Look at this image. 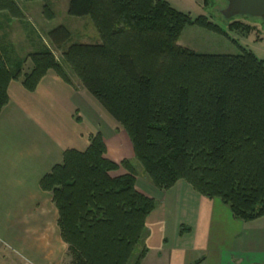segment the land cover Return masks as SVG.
<instances>
[{
    "label": "trees",
    "instance_id": "1",
    "mask_svg": "<svg viewBox=\"0 0 264 264\" xmlns=\"http://www.w3.org/2000/svg\"><path fill=\"white\" fill-rule=\"evenodd\" d=\"M22 1H45L42 15L54 18L52 0ZM1 13L23 19L14 0H0ZM67 15L89 18L101 43L81 37L72 43L60 26L48 33L50 47L38 46L13 69L0 50V113L11 82L33 93L52 71L72 85L52 50L61 52L74 78L127 135L154 188L184 182L199 196L218 199L237 221L264 218V60L244 50L224 56L181 48L185 27L225 33L163 0H69ZM27 60L32 68L23 73ZM136 176L129 161L106 157L96 134L83 153L66 151L40 181L57 210L69 264L129 263L155 208L135 190ZM145 254L142 248L134 264Z\"/></svg>",
    "mask_w": 264,
    "mask_h": 264
},
{
    "label": "crops",
    "instance_id": "2",
    "mask_svg": "<svg viewBox=\"0 0 264 264\" xmlns=\"http://www.w3.org/2000/svg\"><path fill=\"white\" fill-rule=\"evenodd\" d=\"M15 3L22 14L30 15L23 10L29 7L45 19V2L37 8ZM6 17L0 14L4 25L13 20ZM70 80L72 85L49 71L33 93L20 82L7 87L9 101L0 113V264L70 263L52 196L40 189L66 151L83 153L89 138L100 134L106 157L126 160L109 155L121 127L76 79ZM143 178L147 184L136 180L135 190L155 208L145 220L146 254L140 264H264V218L237 221L218 199L203 198L186 184L160 191Z\"/></svg>",
    "mask_w": 264,
    "mask_h": 264
},
{
    "label": "rangeland",
    "instance_id": "3",
    "mask_svg": "<svg viewBox=\"0 0 264 264\" xmlns=\"http://www.w3.org/2000/svg\"><path fill=\"white\" fill-rule=\"evenodd\" d=\"M21 5L35 6L43 4L45 1L24 2L16 0ZM14 0V2H16ZM57 4L51 6L54 14L52 20H40V15L29 7H25L30 15H23L24 21L10 20L5 25L0 19V50L5 57L8 66L13 69L21 60H25L27 55L33 53L38 46L49 43L48 33L57 27L64 26L72 36V43H77L79 38L83 39V43L100 44V38L89 18H73L69 17L66 12L68 0H57ZM175 10L189 15L192 19L205 17L212 24L221 29L225 35L208 32L196 26L185 27L178 41V46L186 48L197 54L205 55H224L238 56L241 50L250 52L258 60H264V20L256 17L235 16L226 19L223 13H226L228 2L226 0H208L204 5V0H165ZM6 14V13H3ZM6 19L9 18L6 14ZM44 22V24L42 23ZM236 25V28H231ZM3 35L9 36L11 42L5 43ZM27 37V38H26ZM74 37V38H73ZM4 39V40H3ZM33 41L34 44L30 42ZM185 46V47H184ZM50 47V45H47ZM66 47L63 48L64 51ZM53 55L59 63H61L70 78H74L70 69L64 65L61 58V52L52 50ZM32 68L29 60L23 65V73H28ZM75 79V78H74ZM110 157L115 153V159H126L136 170L137 182H145L143 171L139 164L135 161L131 143L127 135L122 132L114 143L109 145ZM116 151V152H114ZM120 173H125L120 170ZM118 174V173H117ZM113 174V175H117ZM147 184V183H146ZM181 184H185L181 182ZM187 185V184H186ZM188 186V185H187ZM189 188V187H188ZM190 190V188H189ZM142 249V245H138L128 264H134L137 256Z\"/></svg>",
    "mask_w": 264,
    "mask_h": 264
},
{
    "label": "water",
    "instance_id": "4",
    "mask_svg": "<svg viewBox=\"0 0 264 264\" xmlns=\"http://www.w3.org/2000/svg\"><path fill=\"white\" fill-rule=\"evenodd\" d=\"M229 10L224 14L226 19L235 16L256 17L264 20V0H226Z\"/></svg>",
    "mask_w": 264,
    "mask_h": 264
}]
</instances>
